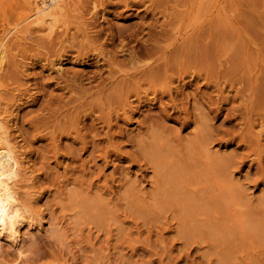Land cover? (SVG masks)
Masks as SVG:
<instances>
[{"label": "rangeland", "instance_id": "rangeland-1", "mask_svg": "<svg viewBox=\"0 0 264 264\" xmlns=\"http://www.w3.org/2000/svg\"><path fill=\"white\" fill-rule=\"evenodd\" d=\"M96 4L12 38L5 108L33 220L0 259L264 264V0ZM23 12L0 0V35Z\"/></svg>", "mask_w": 264, "mask_h": 264}, {"label": "bare ground", "instance_id": "bare-ground-1", "mask_svg": "<svg viewBox=\"0 0 264 264\" xmlns=\"http://www.w3.org/2000/svg\"><path fill=\"white\" fill-rule=\"evenodd\" d=\"M96 2L98 3V0H22V8L24 9V12L21 15L20 19L18 20L15 26L9 28L8 31L0 35V253L1 255L3 254V252H1V250H3V245H2L3 242L9 241L12 242L15 245V247H20L19 245L22 242L21 240L23 234L22 230L25 226L32 225V220H33V217L31 215L32 213L30 212L31 209H28L29 207L28 205H26L25 203L26 201H24L25 196L32 193L31 192L32 188L30 186H33V184H31L30 181L34 179V178L32 179L31 176L33 171L31 170L32 168L28 166L29 164H27L28 160L26 161L25 160L26 158L23 157L24 153L22 154L20 152L21 149H19L16 141H14V138H12L11 136V132H10L11 127L9 125L10 121L8 120V117L6 115L7 110L5 108L7 102L5 101V96H4L5 85L3 78H4V71L6 70V67L8 66L9 63V54L12 51V46H11L12 38L24 40L30 38L34 39L40 36L52 37V35L59 28L58 23L65 16L71 18L76 17L74 19H77L78 17L80 18V16H83L82 12L85 11L86 8L88 7L87 4L93 5V8L95 9L97 8L98 5L96 4ZM93 8H91L92 11ZM66 30L71 31V28H67ZM38 34L40 35L38 36ZM71 34L74 36V33ZM69 38H70V34L69 36H67L66 39L69 40ZM152 51L154 53L156 49L155 50L152 49ZM151 52L150 54H152ZM155 53H157V51ZM104 55L105 54H103V56ZM129 55L132 54L130 53ZM147 56L148 58H150L151 55L150 56L147 55ZM105 57H107V55ZM159 59H161V57H159ZM135 62L132 63L135 64ZM139 62L140 60L137 61V64ZM133 64L131 66L135 67V65ZM112 65L117 66L118 63L113 62ZM136 67H138V65ZM152 67L153 66H151L150 68ZM121 69L122 68H120V70ZM143 69L145 68L143 67ZM120 70H116L115 72L119 73ZM137 70L139 69L137 68ZM129 71H131L132 74L133 71L132 70ZM143 72H146V70L145 71L143 70ZM120 73L128 74L126 70L124 73L123 72ZM140 73H142V71ZM11 111L12 110H10V112ZM207 151L208 149L205 151L207 154L206 156L210 157ZM29 182L31 185L29 184ZM29 190L31 193L29 192ZM237 204H236L237 207L235 206V208L234 207L233 208L236 209L237 213L241 214V215L239 214L237 215L238 221L244 222L243 219L244 216H242V211H240L241 208L240 210L237 209L240 205ZM21 248L24 249L22 246ZM23 251L24 250L21 251L20 249L19 252L22 253ZM6 259L4 260L0 259V264H13L12 262H9L10 260L8 259H7L8 261H6Z\"/></svg>", "mask_w": 264, "mask_h": 264}]
</instances>
